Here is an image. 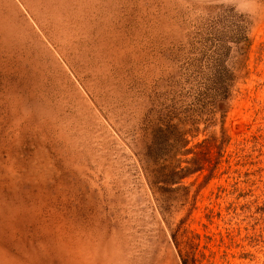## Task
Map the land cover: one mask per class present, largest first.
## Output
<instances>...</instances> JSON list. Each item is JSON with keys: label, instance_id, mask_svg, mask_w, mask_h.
<instances>
[{"label": "rangeland", "instance_id": "obj_1", "mask_svg": "<svg viewBox=\"0 0 264 264\" xmlns=\"http://www.w3.org/2000/svg\"><path fill=\"white\" fill-rule=\"evenodd\" d=\"M0 264H264V0H0Z\"/></svg>", "mask_w": 264, "mask_h": 264}]
</instances>
